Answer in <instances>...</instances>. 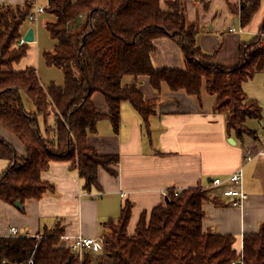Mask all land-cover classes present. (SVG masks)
<instances>
[{"label":"trees","instance_id":"1","mask_svg":"<svg viewBox=\"0 0 264 264\" xmlns=\"http://www.w3.org/2000/svg\"><path fill=\"white\" fill-rule=\"evenodd\" d=\"M262 0H240L237 13L247 27ZM35 0L24 5L0 6V125L25 145L27 155L0 135V159L10 162L0 176V200L22 204L38 199L51 184L42 178L52 161H67L77 169L87 189L98 186V170L109 168L118 156L100 155L87 144L98 123L111 120L120 127L121 104L130 101L147 122L154 103L144 99L136 85L124 86L123 79L150 78L160 90L167 83L173 91L198 95L205 85L217 97L216 112L227 117V127L239 138L255 136L249 119H261L262 108L248 97L244 84L264 72V22L256 36L242 42L240 62L223 66L216 54L197 43L198 29L188 22L184 0H49L46 9L53 19L47 30L56 45L44 53L47 65L63 70L64 86H44L36 68L14 71L28 51L19 45L22 27L33 13ZM82 16L81 24L74 26ZM169 37L184 51L186 70L157 69L152 61L155 40ZM104 95L108 114L98 112L92 96ZM23 94L33 101L36 112L26 110ZM54 117L55 120L50 122ZM208 191L190 188L176 195L171 191L165 206L144 213L134 234L128 227L132 215L127 205L117 222H110L104 237L109 250L107 264H264V227L244 238L242 254L235 237L204 232V203ZM61 231L54 229L37 237H0V264H105L87 254L83 260L67 249L57 247Z\"/></svg>","mask_w":264,"mask_h":264},{"label":"crops","instance_id":"2","mask_svg":"<svg viewBox=\"0 0 264 264\" xmlns=\"http://www.w3.org/2000/svg\"><path fill=\"white\" fill-rule=\"evenodd\" d=\"M169 1L161 0L162 7L166 8ZM25 2L0 0V6L24 5ZM184 2L188 22L197 27V43L204 52H216L218 44L214 32L228 35L230 52L221 56L220 50L216 55V62L223 66L240 62L241 43L255 37L264 22V0L247 27H242L236 12L240 0ZM34 5L33 12L45 5L48 7L49 0H35ZM44 9L35 21L28 18L25 22L23 39L31 28L36 34L37 22L43 14L49 15L46 26L53 19ZM232 27L235 32L229 31ZM35 41L28 46L26 56L38 54L40 49ZM53 41L54 48L56 41ZM155 46L152 54L155 68L186 70V55L171 38L160 37L155 40ZM29 67L34 68L20 61L13 65V70ZM255 77L244 84V89L249 98L258 101L262 118L249 119L246 123L256 132L255 136L239 138L228 130L226 115L215 111L217 97L210 94L205 85L198 95H192L183 89L173 91L167 83L156 90L148 76L138 79L126 76L123 85H136L144 99L154 103L153 114L146 122L130 101H124L119 130L116 132L111 120L105 118L98 123L96 133L87 138L89 147L100 155L118 156V161L109 168H99L98 186L91 189L84 186L78 170L72 168L70 162L52 161L42 174L43 180L51 186L41 198L28 199L21 207L0 200V237L8 236L11 227L20 231V237L37 238L59 229L57 247L72 251L71 245L80 236L103 237L108 231L107 225L117 222L127 205L132 208L128 231L134 234L142 215H150L155 207L165 206L172 190L206 189L214 178L226 179L241 170L242 189L248 198L241 206H234L233 197L221 194L222 187L211 190L203 206L202 225L204 232L235 237L234 248L242 254L244 238L259 233L264 227V72ZM92 100L99 113H109L104 95L94 93ZM28 109L31 111V107ZM53 120L54 117L50 122ZM0 135L16 149L19 157L27 155L20 139L1 125ZM249 151L251 160L247 159ZM9 166L8 160L0 159V176ZM76 254L80 260L87 254L94 255L91 252Z\"/></svg>","mask_w":264,"mask_h":264},{"label":"rangeland","instance_id":"3","mask_svg":"<svg viewBox=\"0 0 264 264\" xmlns=\"http://www.w3.org/2000/svg\"><path fill=\"white\" fill-rule=\"evenodd\" d=\"M43 7V6H42ZM46 8V5L43 7ZM48 13V12H47ZM47 18H49L48 14H43V16H41L38 25H36L37 30L35 31V45L37 46V48H39V52L38 54L36 53L33 57L30 56V54L28 56H26L24 59L21 60V64H25L28 65L30 64V66H34V68H36L39 71V78L40 80L48 87L52 84L60 87V86H64L65 84V74L63 72L62 69L57 68V67H52L47 65L45 59H44V53L46 51H50V49L53 48L54 45V41L52 40L49 32L47 31L46 28V22H47ZM235 32V31H234ZM217 39V50L216 52L213 53H209V54H216L218 52H220L221 50V56H226V54L228 52H230V48L229 45L226 41V37H228V35H220L216 32L213 33ZM254 38V36L252 37V39ZM27 46L31 47L32 43L28 44ZM28 54V53H27ZM158 56V55H157ZM261 75V74H260ZM257 76V77H260ZM146 78V77H143ZM256 79V77H255ZM254 82V81H253ZM23 102L25 105L26 110L28 111V107H31V111L28 112H32L35 113L36 112V108L35 105L33 103V101L31 100V98L26 95L23 94ZM38 240H40V238H38ZM109 250L107 249L106 253L103 254V256L99 255H93V258L96 260H102L105 264L110 262V258H108V254H109Z\"/></svg>","mask_w":264,"mask_h":264},{"label":"built area","instance_id":"4","mask_svg":"<svg viewBox=\"0 0 264 264\" xmlns=\"http://www.w3.org/2000/svg\"><path fill=\"white\" fill-rule=\"evenodd\" d=\"M45 12L44 8H37L35 11L29 16V19L31 21H35L37 19V16ZM230 32L236 31L235 28H230ZM263 41L262 45H264V33L261 34ZM24 39L20 41L19 45H23ZM248 160H251V152H248ZM242 179H243V172L241 170L236 171L235 173L231 174L226 179L222 178H214L210 185L206 188L208 193L213 189H219L222 187L221 194L226 197H233V205L234 206H241L244 201L248 198V195L243 191L242 189ZM226 184V185H225ZM176 195H179L182 191H175ZM21 233L20 231L15 228L11 227L9 229V234L6 237H20ZM72 251L79 254H84L87 252H91L97 256L106 253L107 247H106V238L103 236L99 239L97 238H91V237H78L73 244L71 245ZM23 264H35L34 260L31 259L27 263Z\"/></svg>","mask_w":264,"mask_h":264},{"label":"water","instance_id":"5","mask_svg":"<svg viewBox=\"0 0 264 264\" xmlns=\"http://www.w3.org/2000/svg\"><path fill=\"white\" fill-rule=\"evenodd\" d=\"M82 21H83V17L80 16V17L77 19V21H76V23H75L74 26H77V25L81 24ZM34 40H35L34 29L31 28V29H29L28 32L25 34L24 42H26V43H31V42H33ZM15 205H16L17 207H21V206H22V203H21L20 201H17V202L15 203Z\"/></svg>","mask_w":264,"mask_h":264}]
</instances>
